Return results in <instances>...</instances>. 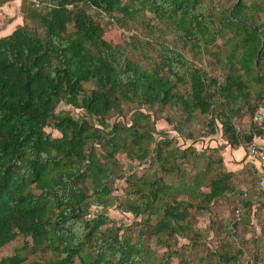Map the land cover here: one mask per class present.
<instances>
[{
  "label": "trees",
  "instance_id": "1",
  "mask_svg": "<svg viewBox=\"0 0 264 264\" xmlns=\"http://www.w3.org/2000/svg\"><path fill=\"white\" fill-rule=\"evenodd\" d=\"M39 2L36 9L23 0V24L0 37V248L21 236V250L28 247L26 239L30 238L29 252L50 249L58 257L56 264H73L75 258L81 264H172L173 253L181 264H188L191 259L179 254L180 250L165 251L154 259L143 245L141 231L132 241L126 232L119 233L120 226L102 229L110 221L106 214L88 217L92 206L112 204L111 186L120 167L113 160L117 153L141 164L150 158L151 173L139 177L131 173L126 197L118 207L132 217L146 216L159 244H165L164 235L187 238L189 230L194 234L189 240L195 238L200 230L188 220L189 209L207 210L212 200L227 194L240 195L242 219L226 227L236 237L235 226L251 218L259 206L254 199L258 177L242 197L243 191L231 178L246 174V168L243 173L228 171L217 147L214 152L221 166L216 172L209 147H181L170 131L157 130L155 122L165 110L185 115L184 122L198 113L202 125L206 122L209 127L200 137L218 130L231 147H244L255 134H262L252 116L264 102V18L259 16L264 1L235 0L209 13L203 0ZM144 9L164 27L149 25L147 20L146 34L153 37L156 30L168 31L193 55L200 52L213 57L215 67L227 72L225 78L189 63L175 47L159 45L160 61L143 66L130 58L127 47L108 40L111 17L121 27ZM89 82L92 87L88 89L85 84ZM180 84L188 89L176 90ZM61 102L84 110L92 122L67 111L56 112ZM127 104L137 109L128 122L122 115ZM112 111L117 117L108 121ZM241 114L252 118L249 131L232 124V117ZM46 127L60 136H52ZM182 127L176 130L182 133ZM185 137L195 140L191 131ZM211 171L216 173L210 175ZM166 176L173 180L165 182ZM205 185L208 191L201 189ZM214 216L210 222L216 220ZM211 235L218 241L213 247ZM209 237L207 245L217 252L221 238L214 231ZM241 252H220L219 262L244 264L247 258ZM251 257L254 264H264V252ZM25 260L17 251L2 257L0 264Z\"/></svg>",
  "mask_w": 264,
  "mask_h": 264
},
{
  "label": "rangeland",
  "instance_id": "2",
  "mask_svg": "<svg viewBox=\"0 0 264 264\" xmlns=\"http://www.w3.org/2000/svg\"><path fill=\"white\" fill-rule=\"evenodd\" d=\"M203 1L205 3L207 13H209L227 8L235 0H203ZM243 1L246 4H249L251 0H243ZM32 7L38 9V7H34L33 5ZM18 8H19L18 5H16L13 8V10H9V16L12 15V19H14V23L9 27L16 25L17 23H19L20 25L23 24L22 15L21 17H19L18 15L19 12L21 13V10H19ZM259 16L261 18H264V11L260 13ZM111 18L112 19L109 20V23H112V26L110 27L109 33L107 34L108 40L112 44H120L124 47H127L130 58L136 62H139L143 66H147L153 62H159L160 57L158 56V52H157L159 45H165V46L167 45V46L175 47L178 51L181 52L183 57L187 61H189V63L190 62L194 63L196 66L205 69L206 71H208V73H211L210 75H216L220 77L221 80H223L225 78V75H227V72L221 73L219 69L215 67L213 57H211L206 53H200V52L197 53L196 56L193 55L192 50L188 46L185 47L182 43L179 42L176 43L172 37V34H169L168 31H166L167 33H163L164 30L162 32L156 30L157 35L153 37L146 34L145 22L147 20L150 21L149 25H154V26L157 25L158 27L164 29L163 25H161V23L154 18V15L148 9L142 10V12L137 14V16L134 19L128 20L126 25L121 27L118 24H116L115 22L116 20L114 17ZM129 43L134 44V47L129 46ZM217 43L221 45L222 43L221 36L218 37ZM127 44L128 46H125ZM211 48L212 50H214L216 47L212 46ZM196 50L202 52L201 49H196ZM149 58H151L152 61L149 60ZM85 87L88 89L91 88L92 83L89 82L85 84ZM184 89H188V85L184 87L181 84L176 86V90L178 91H183ZM136 110L137 109L134 104H130V105L127 104L123 106L122 111L124 112L125 116L123 113L122 115L124 117V121L126 122L130 121L131 115L134 114ZM66 111L69 112L75 118L85 117L91 122L93 120L82 109H75L64 102H61L57 105L56 112L62 113ZM165 111L166 114L165 112H162L161 117L159 116L160 115L159 113L157 112L154 113L157 117L158 116L160 117V119H158L157 122H155V126L157 127V130L158 129L162 130L165 133L170 131L169 133H171V135L174 136L175 140L177 139V144L180 145L181 147L191 145L201 150L204 149V146L209 147L207 153L208 156L214 161L212 167L215 168L216 172H219L220 171L219 168L221 165L219 164V161H217L214 152V150L217 149V147L219 151L221 150L219 145L214 146L208 144L206 146L207 143L204 144L203 142V146L199 147L194 143V142H200L198 140L202 133L201 131L204 129V126L206 124L205 122V124L202 125V120H201L202 116L199 115L198 113H195L194 117L191 120L184 122L183 117H185V115H181L180 113L176 114L168 110ZM162 116L163 119L165 117L164 120H162ZM116 117H117V112L112 111L110 112V114H108L107 120L113 121L116 119ZM171 117H174L175 120L168 123L167 120L170 119ZM243 117L244 116L242 114L236 115L232 117V120L235 123V125L240 129L243 128L244 131L245 130L249 131L252 118L249 116L245 117V120L246 121L248 120L247 122L248 126L247 127L245 126L244 128L245 123L243 122ZM182 124H183L182 127L183 131L182 133H180L179 130H176V126L178 127ZM45 129L52 136L55 137L60 136V133L51 127H46ZM109 129L110 128L108 127L105 128L104 130L108 131ZM189 131H191L192 137L193 135L195 137V140L190 138L191 139L190 141L192 142L183 139L185 135L188 134ZM149 159L146 160L144 164H141L134 160H131L129 157H127L125 153H117L114 156L113 160L117 162L120 167L118 170V174L114 176L113 185L111 186L113 187V192L110 197L112 200V204L108 207L92 206L88 214V217H93L99 213L108 215L110 221H108L106 225L102 226V229L106 227H111L112 224L116 226H120L121 231L119 233L126 232L127 236H132V241H134L133 236L139 233V231H141L142 232L141 240L143 242V245L148 248L151 254H153L154 259L157 260L158 258L164 255L165 251H168V253L169 251L170 252L172 251L171 253H173L175 250H180L181 252L179 254H182V256L191 259V261L188 262V264H222L221 262H219L218 259V253L220 252L237 254L236 251L241 250L242 251L241 256L252 254L254 257V254L256 252L264 251V201L257 202V205L259 206L257 207V210L254 212V214L251 216V218H248L245 221L243 220L242 223L237 224L235 226L236 237L238 238L237 240H234L233 234L229 232V228L226 229V227H228L230 224L228 218L231 217L232 208L234 204L236 205L239 202L238 199L240 198L239 197L240 195L238 194L233 197L230 194H227L222 198H217L212 200L207 210L198 211L195 207L189 209L190 216L188 220L193 224V226L197 227L200 230V234H198L195 238L192 237L189 240L190 236H194L193 232L189 230L187 231L188 239L181 238L178 236L164 235L163 239L165 244L164 245L159 244L157 242L156 237L153 234H151L150 231L151 224L145 222L146 216L138 215L132 217L129 216L128 214L122 213L118 207L119 201L126 197V193H125L126 181L128 180V177L132 175L131 173L135 174L137 177L145 173H151ZM200 168H203V162L201 163ZM187 169H189L191 172L195 171V168H191L190 166H187ZM216 172L211 171L210 175H214ZM245 172L246 174L244 175L242 174H240V176L235 175L232 176L231 178V181L235 184L237 189H240V191L248 189L252 185V182L257 180V175L255 174L254 168L249 163H247L246 165ZM237 173H241V171H238ZM172 180L173 178L171 176H166L164 179V181L167 183H170ZM201 189L208 191L209 187L205 185ZM211 216H214L216 220L210 222ZM154 219H155V215L152 216L153 221ZM211 231H214L216 233V236H219L222 240L219 243V248L217 252H213L210 249V247L207 245L206 237L207 236L209 237ZM256 231H258V234H256ZM26 241L28 243V247L23 250L21 249L24 243V238H22L21 236H18L15 240L2 246L0 248V259L2 257L11 255L19 251L26 257V260L22 264H33V263L56 264L57 261L56 259L58 257L54 255L52 250L50 249L38 250L35 253H30L28 249L29 246L31 245V240L30 238H27ZM172 257L174 259L172 264L182 263L180 257L176 253H173ZM250 260L252 261L253 258ZM73 264H81V262L79 261L78 258H75ZM142 264H148V263L142 262Z\"/></svg>",
  "mask_w": 264,
  "mask_h": 264
},
{
  "label": "crops",
  "instance_id": "3",
  "mask_svg": "<svg viewBox=\"0 0 264 264\" xmlns=\"http://www.w3.org/2000/svg\"><path fill=\"white\" fill-rule=\"evenodd\" d=\"M21 4H22V0H9L0 4V37L10 34L16 28V26L20 25L19 23H17L16 25L9 27L14 23V19H12V15H10L11 17L9 16V10H13V8L16 5H18L19 7L18 9L20 10ZM18 15L19 17H21L22 14L19 12ZM243 122L245 123L244 128L245 126L247 127L248 120L246 121L245 117L243 118ZM246 131L247 130H245V132ZM217 136L218 133L214 136V139H216ZM253 140L255 142L262 141L264 140V135L255 134ZM208 143H210V145H215L216 143H217L216 145H219V147L221 148V155L223 156L224 165L228 171H232V172L242 171L243 168H246L247 163H249L252 167H254L255 165L252 159L248 158L245 155L244 148L242 146L231 147L226 143H224V141L221 138H219L218 141H215L212 138H210ZM256 234H258V231H256ZM246 258L248 260V263L246 264H254V261L252 262L250 260L252 259L250 257V254L246 255ZM261 263H264V257H262Z\"/></svg>",
  "mask_w": 264,
  "mask_h": 264
},
{
  "label": "built area",
  "instance_id": "4",
  "mask_svg": "<svg viewBox=\"0 0 264 264\" xmlns=\"http://www.w3.org/2000/svg\"><path fill=\"white\" fill-rule=\"evenodd\" d=\"M30 2L33 4L34 7H39L40 2L39 0H30ZM69 8L71 5H67ZM253 120L255 122V126L257 129H259L262 134L264 135V102L262 105L257 107L253 112ZM209 127L206 125L204 129L201 131L204 133L207 131ZM245 151L246 154L252 161L255 163L256 167V175L258 177V185L256 187V200L258 201H264V140L255 142L254 140L248 142L245 144ZM246 196V191L243 190L242 197ZM257 205V203H256ZM242 219V209L241 205L238 202L235 206V209L233 210V213H231V217L228 218L230 224L233 225L237 222H240ZM209 240H211V244L216 245L217 240L215 238H212V235L209 237ZM234 240H237L236 237H234ZM248 263L247 261H244V264Z\"/></svg>",
  "mask_w": 264,
  "mask_h": 264
},
{
  "label": "clouds",
  "instance_id": "5",
  "mask_svg": "<svg viewBox=\"0 0 264 264\" xmlns=\"http://www.w3.org/2000/svg\"><path fill=\"white\" fill-rule=\"evenodd\" d=\"M209 116V118H210V115H208ZM252 118H253V116H252ZM232 124H234L235 125V123L233 122V120H232ZM207 125V124H206ZM205 125V126H206ZM235 127H236V129L237 130H240V128L239 127H237L236 125H235ZM219 128V127H218ZM217 128V129H218ZM208 131V130H207ZM207 131H205L204 133H206ZM204 133H201V134H204ZM218 133V136H217V138L216 139H214V136L216 135ZM262 133V132H261ZM210 138H212L213 140H215V141H217V139L219 140V138H221L222 139V137L220 136V132L218 131V130H216V132H215V134H213V135H208V136H206L205 138H201V139H199V141L200 142H194L196 145H198L199 147H202L203 146V142H204V144L205 143H207L206 144V146L208 145V144H210V143H208V141H209V139ZM175 140V139H174ZM223 140V139H222ZM224 141V140H223ZM224 143H226L225 141H224ZM217 144V143H216ZM214 145V146H217V145ZM227 144V143H226ZM228 145V144H227ZM230 146V145H229ZM205 147V146H204ZM243 147V146H242ZM244 148V152H245V155L248 157V155L246 154V151H245V147H243ZM249 158V157H248ZM254 165V164H253ZM255 170H256V167H255V165H254V167H253ZM257 171V170H256Z\"/></svg>",
  "mask_w": 264,
  "mask_h": 264
},
{
  "label": "water",
  "instance_id": "6",
  "mask_svg": "<svg viewBox=\"0 0 264 264\" xmlns=\"http://www.w3.org/2000/svg\"><path fill=\"white\" fill-rule=\"evenodd\" d=\"M263 45H264V42H263V40H262L261 47H263ZM256 64H257V59H256Z\"/></svg>",
  "mask_w": 264,
  "mask_h": 264
}]
</instances>
